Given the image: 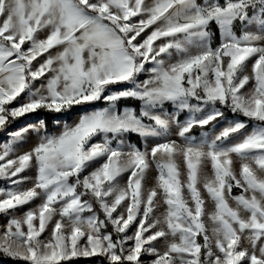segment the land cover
<instances>
[{
    "label": "snow or ice",
    "instance_id": "snow-or-ice-1",
    "mask_svg": "<svg viewBox=\"0 0 264 264\" xmlns=\"http://www.w3.org/2000/svg\"><path fill=\"white\" fill-rule=\"evenodd\" d=\"M0 133L3 257L264 264V0H0Z\"/></svg>",
    "mask_w": 264,
    "mask_h": 264
},
{
    "label": "rangeland",
    "instance_id": "rangeland-1",
    "mask_svg": "<svg viewBox=\"0 0 264 264\" xmlns=\"http://www.w3.org/2000/svg\"><path fill=\"white\" fill-rule=\"evenodd\" d=\"M218 41V37H217V40H216V42ZM129 103H131V102H129ZM184 117H182V119H183ZM35 119V114H30V115H28V116H25V117H23V118H21L20 120H18L17 122H15L13 125H12V128H18V127H20L21 125H23V124H26V123H29V122H31V121H33ZM219 127H222V125L221 126H218V129L217 130H219ZM250 128H251V126H249V130H250ZM50 129H51V125H50ZM200 134V133H199ZM198 134V135H199ZM5 139V137H4V134L3 133H0V141H2V140H4ZM132 139H133V141H137V138L136 137H132ZM27 175H32V173L31 172H28V173H26ZM152 174V175H151ZM151 175V176H150ZM150 175H149V177H148V180H147V184H148V186L149 187H152V186H154V184H155V177H156V175H157V173L155 172V170L153 169L152 171H151V173H150ZM6 185H5V183L3 182V181H0V187H5ZM34 206V205H33ZM209 209L211 210L212 209V205H211V203H209ZM157 214H159V213H157ZM4 222V219L2 218V217H0V223H3ZM2 255V254H1ZM81 258H83V257H81ZM81 258H78V259H81ZM90 258H92V257H90ZM95 258H97V257H95ZM9 259H11V258H9ZM77 259V260H78ZM98 260H100V258H97ZM17 262H19L20 264H23V262H21V261H17ZM0 264H4V262H2L1 260H0ZM96 264H99V262L98 263H96Z\"/></svg>",
    "mask_w": 264,
    "mask_h": 264
},
{
    "label": "trees",
    "instance_id": "trees-1",
    "mask_svg": "<svg viewBox=\"0 0 264 264\" xmlns=\"http://www.w3.org/2000/svg\"><path fill=\"white\" fill-rule=\"evenodd\" d=\"M217 37H218V34H217ZM214 42H216V41H214ZM200 131H201L200 129H195L194 133L198 135L200 133ZM0 260L2 262H4V264H20L16 260H12V259L3 257V255H1V254H0ZM98 262H99V260L97 258L92 257V258H81V259H78V260H76L75 264H96Z\"/></svg>",
    "mask_w": 264,
    "mask_h": 264
},
{
    "label": "bare ground",
    "instance_id": "bare-ground-1",
    "mask_svg": "<svg viewBox=\"0 0 264 264\" xmlns=\"http://www.w3.org/2000/svg\"><path fill=\"white\" fill-rule=\"evenodd\" d=\"M151 175H152V174H151ZM151 175H150V176H151Z\"/></svg>",
    "mask_w": 264,
    "mask_h": 264
}]
</instances>
